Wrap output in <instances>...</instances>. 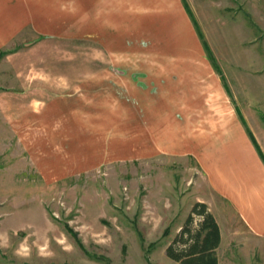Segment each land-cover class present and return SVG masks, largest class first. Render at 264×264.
Wrapping results in <instances>:
<instances>
[{
	"label": "rangeland",
	"instance_id": "obj_1",
	"mask_svg": "<svg viewBox=\"0 0 264 264\" xmlns=\"http://www.w3.org/2000/svg\"><path fill=\"white\" fill-rule=\"evenodd\" d=\"M184 1L225 78L181 0L195 32L188 43L217 84L207 79L205 124L235 121L244 130L239 109L264 151V0ZM11 54L12 74L0 72V264H180L167 250L184 248L177 240L198 196L189 186L201 178L195 162L187 187L181 172L165 173L156 190L148 164H53L39 148L37 112L48 99L92 87L95 105L105 103L103 44L35 41ZM202 221L194 214L187 228L194 233Z\"/></svg>",
	"mask_w": 264,
	"mask_h": 264
},
{
	"label": "crops",
	"instance_id": "obj_2",
	"mask_svg": "<svg viewBox=\"0 0 264 264\" xmlns=\"http://www.w3.org/2000/svg\"><path fill=\"white\" fill-rule=\"evenodd\" d=\"M189 19L181 0H0V72L35 41L102 43L105 103L92 87L48 106L39 97V148L53 164H148L156 190L195 162L192 207L206 204L219 226L218 264H264V163L235 121L205 124L216 83Z\"/></svg>",
	"mask_w": 264,
	"mask_h": 264
},
{
	"label": "trees",
	"instance_id": "obj_3",
	"mask_svg": "<svg viewBox=\"0 0 264 264\" xmlns=\"http://www.w3.org/2000/svg\"><path fill=\"white\" fill-rule=\"evenodd\" d=\"M183 3L185 4V8L187 9L188 14L191 16V19L193 20V23L195 25L197 34L200 38V40L203 42V47L205 48V51L207 53V56L209 58V61L211 62L213 68L217 72L219 76L222 77V79L225 81V78L223 77V73L221 72V69L218 65V62L216 58L214 57L211 48L209 47L204 34L202 33L201 29L199 28L197 22L194 20L193 15L189 11V8H187V5L185 1L183 0ZM6 53L0 54V59L5 55ZM227 92L229 93V90L227 89ZM237 114L239 115L241 122L243 123V126L245 127V130L253 143L254 147L256 148L261 160L264 163V153L253 135L252 131L250 130L246 120L241 115V112L239 109H236ZM194 214H197L198 216L203 218V221L201 225L199 226L198 230H196L194 233L189 230L187 227L190 225L192 221V216ZM189 223V224H188ZM67 232L71 233V235L76 236L77 234L69 227L67 226ZM177 241H183V249L178 250L175 252V250L171 247L168 248L167 254L168 256L175 260L176 262H179L180 264H218L217 257L215 254V250L220 244V229L219 226L213 217V215L208 211V207L206 204L203 203H196L193 207L192 214L189 216L187 220V225L183 228L179 238Z\"/></svg>",
	"mask_w": 264,
	"mask_h": 264
}]
</instances>
